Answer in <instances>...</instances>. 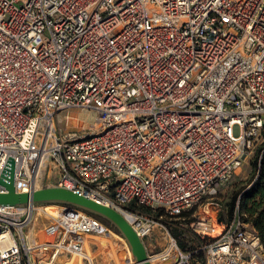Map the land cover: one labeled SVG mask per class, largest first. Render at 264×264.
Segmentation results:
<instances>
[{
    "label": "built area",
    "instance_id": "built-area-1",
    "mask_svg": "<svg viewBox=\"0 0 264 264\" xmlns=\"http://www.w3.org/2000/svg\"><path fill=\"white\" fill-rule=\"evenodd\" d=\"M71 110L94 122L60 132ZM262 132L264 0H0V177L12 162L17 193L53 174L55 187L130 214L144 240L158 223L129 206L179 216L215 197ZM33 209L0 207V264H96L88 240L108 227L59 206L35 233ZM205 209L191 224L204 264H264L241 214ZM193 253L168 237L149 257Z\"/></svg>",
    "mask_w": 264,
    "mask_h": 264
},
{
    "label": "rangeland",
    "instance_id": "rangeland-1",
    "mask_svg": "<svg viewBox=\"0 0 264 264\" xmlns=\"http://www.w3.org/2000/svg\"><path fill=\"white\" fill-rule=\"evenodd\" d=\"M66 116L74 117L77 120L67 121ZM94 119L95 115L93 113L83 110L62 112L57 116L58 129L60 132H66L71 129H78L82 125L88 127L94 122ZM263 150L264 132L261 133L259 140L252 150V154L249 155L241 169L237 171V173L227 184L220 188L217 195L211 199L204 200L196 206H193L191 209L185 211V216L181 218L172 216L161 210H148L150 212L148 214L146 212L147 209L143 207H128L129 210L148 215L158 223V226L154 228L153 232L143 240L148 256H153L160 253V251L166 245L168 237H171L177 242V244L181 243L185 247V252H195L189 259L188 264H204L205 254L200 250L198 239L191 230V224H193L197 218L203 216L204 211L206 210L205 208H208V212L211 217H215L222 222L229 220L228 214L233 204V200L236 199V201H238L239 197L250 188L251 184L255 180L256 171L253 163L255 160H260V155ZM42 186L54 187V175H48L47 172H45L42 180ZM236 205L237 204H235V206ZM45 207L52 206L33 207L32 221L28 231L41 233L42 230L51 223L52 218L43 211ZM53 207V212L56 213L59 206ZM235 211L239 212L237 206ZM157 213H160V216L155 217L154 214ZM242 213L241 216L244 219V222L251 226L250 222H248L249 220L245 210ZM105 226L108 227L107 225ZM109 229L116 235V240L111 245L108 244V246H101L99 240H93V238H89L86 251L88 255L93 258L96 264H127V260L129 258L132 260V262H134L132 255L128 254V248H126L127 246H123L122 241L124 240L111 228ZM64 262L66 264H77L75 259H70L69 257L60 258L58 264H63Z\"/></svg>",
    "mask_w": 264,
    "mask_h": 264
},
{
    "label": "water",
    "instance_id": "water-1",
    "mask_svg": "<svg viewBox=\"0 0 264 264\" xmlns=\"http://www.w3.org/2000/svg\"><path fill=\"white\" fill-rule=\"evenodd\" d=\"M0 177V207L66 206L85 212L108 224L116 234L125 240L135 264H150L148 254L141 240L128 222L114 208L100 204L71 190L42 186L31 193H17L13 186V164ZM8 174V176H7Z\"/></svg>",
    "mask_w": 264,
    "mask_h": 264
},
{
    "label": "trees",
    "instance_id": "trees-1",
    "mask_svg": "<svg viewBox=\"0 0 264 264\" xmlns=\"http://www.w3.org/2000/svg\"><path fill=\"white\" fill-rule=\"evenodd\" d=\"M253 166L256 171L255 180L251 184L250 188L246 190L239 197L238 201H236V199L233 200V204L230 208L228 216H229V220H231L233 215L235 214L236 206L239 211L238 212L239 214H241L245 210V213L248 216V220H249L248 222H250L251 226L260 237L264 247V152L263 154L260 155L259 161L255 160ZM235 204L237 205L235 206ZM129 207H133V206L131 205ZM146 212L148 214L150 213L148 210H146ZM154 216L155 217L160 216V213L154 214ZM183 216H185V212H183L181 215L176 217L181 218ZM99 221L102 224L108 226L106 222L102 220ZM178 246L182 251L186 250L181 243L178 244Z\"/></svg>",
    "mask_w": 264,
    "mask_h": 264
},
{
    "label": "bare ground",
    "instance_id": "bare-ground-1",
    "mask_svg": "<svg viewBox=\"0 0 264 264\" xmlns=\"http://www.w3.org/2000/svg\"><path fill=\"white\" fill-rule=\"evenodd\" d=\"M39 210H41V209H39ZM53 210H54V207L52 206V207H45L44 209H43V211L45 212V214H47L48 216H50L51 218H54V216H55V213L53 212ZM119 214H121L122 216H123V218L127 221V222H131V216H130V214H128V213H126L125 211H122V210H117V209H115ZM32 234V233H31ZM34 234V233H33ZM105 239H103V238H98V237H94L93 238V240H99V242H100V245L101 246H108V244H112L115 240H116V235L115 234H113L112 232L111 233H107L106 234V236H103ZM122 241V240H121ZM123 242V246L125 245V246H127L126 245V242H125V240L124 241H122ZM126 248H128V246L126 247ZM128 254L130 255L131 254V252H130V250L128 249ZM132 255V254H131ZM130 259V258H129ZM60 259H58V261H59ZM148 260H149V262H150V264H154L153 263V261H152V259L148 256ZM128 264H130V262H128Z\"/></svg>",
    "mask_w": 264,
    "mask_h": 264
}]
</instances>
